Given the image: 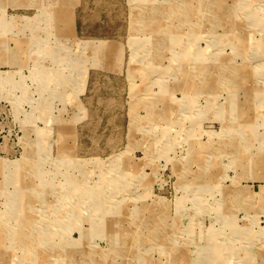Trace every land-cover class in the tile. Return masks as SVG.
<instances>
[{
	"label": "rangeland",
	"instance_id": "1",
	"mask_svg": "<svg viewBox=\"0 0 264 264\" xmlns=\"http://www.w3.org/2000/svg\"><path fill=\"white\" fill-rule=\"evenodd\" d=\"M263 49L264 0H0V264H264Z\"/></svg>",
	"mask_w": 264,
	"mask_h": 264
},
{
	"label": "bare ground",
	"instance_id": "2",
	"mask_svg": "<svg viewBox=\"0 0 264 264\" xmlns=\"http://www.w3.org/2000/svg\"><path fill=\"white\" fill-rule=\"evenodd\" d=\"M264 50V49H263ZM73 192V191H72Z\"/></svg>",
	"mask_w": 264,
	"mask_h": 264
}]
</instances>
